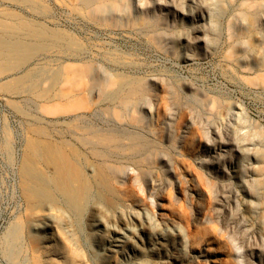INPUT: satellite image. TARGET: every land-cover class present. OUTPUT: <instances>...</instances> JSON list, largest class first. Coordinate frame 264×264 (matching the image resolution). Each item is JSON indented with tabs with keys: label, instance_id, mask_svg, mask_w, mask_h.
Masks as SVG:
<instances>
[{
	"label": "rangeland",
	"instance_id": "1",
	"mask_svg": "<svg viewBox=\"0 0 264 264\" xmlns=\"http://www.w3.org/2000/svg\"><path fill=\"white\" fill-rule=\"evenodd\" d=\"M35 139L79 150L101 197L80 227L39 209L13 257ZM99 262L264 264V0H0V264Z\"/></svg>",
	"mask_w": 264,
	"mask_h": 264
},
{
	"label": "bare ground",
	"instance_id": "2",
	"mask_svg": "<svg viewBox=\"0 0 264 264\" xmlns=\"http://www.w3.org/2000/svg\"><path fill=\"white\" fill-rule=\"evenodd\" d=\"M251 21L253 22L252 19ZM2 46L6 48L4 54L8 53V59L12 58L11 54L16 53L18 49L16 45L10 47L7 45ZM29 78L31 79V87L34 88L36 82L35 74H29ZM124 87V81L120 82L115 91L120 93ZM91 132L92 138H97L98 130L92 129ZM91 143L93 146H97L98 144L96 140ZM10 144L9 138L6 137L5 146L9 147ZM131 145H134V147L136 146L133 143ZM95 150L96 148L92 149L94 152ZM79 153V150L73 151L72 153L65 152L64 147L60 143L43 139H35L27 143L26 150L21 160L19 174L23 185L26 210L28 209L30 214L24 222V226L21 224H13L8 229L6 243L9 255L16 257L17 248H22L21 233L24 227L31 229L32 226H34L36 229L42 228L45 230L51 226L48 217L42 221V225L37 222L36 218L40 215L37 212L39 209H47L48 206L57 204L58 199H61L62 205L73 215L74 220L76 223L78 222L77 224L80 227L82 213L87 208L90 200L101 197V192L97 189L94 190V184L91 183L90 179L83 172L81 168L82 165H79L81 162L74 158L78 156L77 154ZM43 165L48 167L51 166V170L43 168ZM95 183V188L97 185L99 189H101L104 184L103 181L98 180V178L95 180ZM112 230H114L112 234L108 235L105 230V233L99 235L101 241L105 239L108 240L107 253L109 254L114 251L120 252L122 251L121 248L125 250V244H127L128 239L130 240L126 233H119L115 229ZM47 237L48 236H46V239H48ZM31 239L34 246L41 243L39 237L36 235ZM109 254H107V256H110ZM103 262H105V260ZM97 264L103 263L99 262Z\"/></svg>",
	"mask_w": 264,
	"mask_h": 264
}]
</instances>
